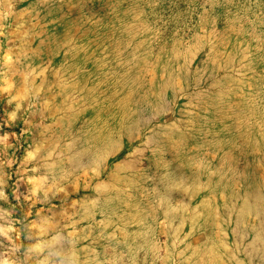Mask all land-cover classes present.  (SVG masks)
Wrapping results in <instances>:
<instances>
[{"label":"rangeland","instance_id":"1","mask_svg":"<svg viewBox=\"0 0 264 264\" xmlns=\"http://www.w3.org/2000/svg\"><path fill=\"white\" fill-rule=\"evenodd\" d=\"M0 264H264V0H0Z\"/></svg>","mask_w":264,"mask_h":264}]
</instances>
